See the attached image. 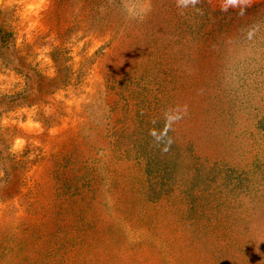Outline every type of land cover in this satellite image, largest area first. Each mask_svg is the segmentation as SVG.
<instances>
[{
    "label": "rangeland",
    "instance_id": "1",
    "mask_svg": "<svg viewBox=\"0 0 264 264\" xmlns=\"http://www.w3.org/2000/svg\"><path fill=\"white\" fill-rule=\"evenodd\" d=\"M239 1L0 0V264H264L263 10L204 6Z\"/></svg>",
    "mask_w": 264,
    "mask_h": 264
},
{
    "label": "trees",
    "instance_id": "2",
    "mask_svg": "<svg viewBox=\"0 0 264 264\" xmlns=\"http://www.w3.org/2000/svg\"><path fill=\"white\" fill-rule=\"evenodd\" d=\"M204 6L207 11H213V13L216 11L220 18H226L230 20L229 24L231 28L229 27L227 31L231 29L235 31L240 30L244 26L251 25V23L253 24L258 12L261 10H263L262 16H264V1H239L229 5H220L219 8H214L211 4H206ZM222 29V26L218 28V30ZM212 31L213 30L209 29V31L206 33L211 35L214 33Z\"/></svg>",
    "mask_w": 264,
    "mask_h": 264
}]
</instances>
